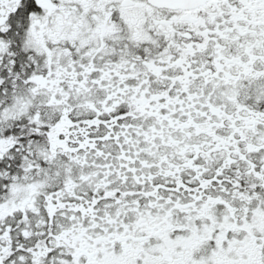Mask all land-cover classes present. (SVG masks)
<instances>
[{
	"label": "snow or ice",
	"instance_id": "6c2138e0",
	"mask_svg": "<svg viewBox=\"0 0 264 264\" xmlns=\"http://www.w3.org/2000/svg\"><path fill=\"white\" fill-rule=\"evenodd\" d=\"M0 264H264V0H0Z\"/></svg>",
	"mask_w": 264,
	"mask_h": 264
}]
</instances>
